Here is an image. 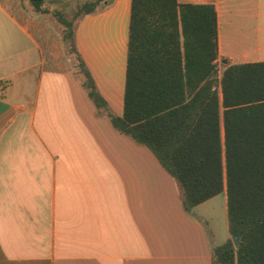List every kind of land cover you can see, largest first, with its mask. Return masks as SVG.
Here are the masks:
<instances>
[{
    "label": "crops",
    "instance_id": "1",
    "mask_svg": "<svg viewBox=\"0 0 264 264\" xmlns=\"http://www.w3.org/2000/svg\"><path fill=\"white\" fill-rule=\"evenodd\" d=\"M178 1L216 7L218 63H264V0ZM131 16L132 0H103L75 30L118 118ZM183 199L155 155L96 107L80 70L50 67L36 33L0 0V264H214V249L231 239L227 193L192 213Z\"/></svg>",
    "mask_w": 264,
    "mask_h": 264
},
{
    "label": "trees",
    "instance_id": "2",
    "mask_svg": "<svg viewBox=\"0 0 264 264\" xmlns=\"http://www.w3.org/2000/svg\"><path fill=\"white\" fill-rule=\"evenodd\" d=\"M22 1L64 26L90 98L118 132L155 155L183 190L187 212L227 193L231 239L214 249V264H264V63L220 73L216 7L132 0L124 116L118 118L75 44L78 22L103 0L79 6L74 19L45 8L46 0ZM234 236H242L238 248Z\"/></svg>",
    "mask_w": 264,
    "mask_h": 264
},
{
    "label": "rangeland",
    "instance_id": "3",
    "mask_svg": "<svg viewBox=\"0 0 264 264\" xmlns=\"http://www.w3.org/2000/svg\"><path fill=\"white\" fill-rule=\"evenodd\" d=\"M98 1V0H92ZM12 8L23 18L36 33L42 43L44 57L48 59L50 67L70 68L75 66L79 71V61L71 50L69 42L64 39L65 29L62 24L52 15H43L35 12L30 4H22L20 0H9ZM79 6L72 5L70 8L62 9L69 19H74ZM227 66L219 63L220 73Z\"/></svg>",
    "mask_w": 264,
    "mask_h": 264
},
{
    "label": "water",
    "instance_id": "4",
    "mask_svg": "<svg viewBox=\"0 0 264 264\" xmlns=\"http://www.w3.org/2000/svg\"><path fill=\"white\" fill-rule=\"evenodd\" d=\"M227 63V62H226ZM242 236H234L232 239H233V242H234V245L236 248H238L240 246V240H241Z\"/></svg>",
    "mask_w": 264,
    "mask_h": 264
}]
</instances>
